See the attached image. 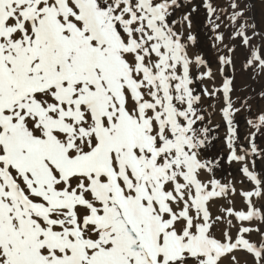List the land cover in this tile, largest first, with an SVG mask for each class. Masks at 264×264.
Instances as JSON below:
<instances>
[{"label": "snow or ice", "instance_id": "obj_1", "mask_svg": "<svg viewBox=\"0 0 264 264\" xmlns=\"http://www.w3.org/2000/svg\"><path fill=\"white\" fill-rule=\"evenodd\" d=\"M229 27L264 70V0H0V264H264Z\"/></svg>", "mask_w": 264, "mask_h": 264}, {"label": "rangeland", "instance_id": "obj_2", "mask_svg": "<svg viewBox=\"0 0 264 264\" xmlns=\"http://www.w3.org/2000/svg\"><path fill=\"white\" fill-rule=\"evenodd\" d=\"M221 2L226 3V0H221ZM228 11L230 12L231 9H228ZM228 29L225 44L232 43L236 47V51L233 54L235 60V70L233 73L235 91L233 93V99L235 100L239 97L240 102H243L246 98L251 97L252 100H255L258 98V93L264 91V70L255 67H245L246 56L249 50L246 49L238 39L229 41L228 33L231 32L232 29L230 27ZM253 43L259 45L261 42L259 40H254ZM221 48H223V45H221ZM231 71L230 69V72ZM237 106L239 107V104H237Z\"/></svg>", "mask_w": 264, "mask_h": 264}]
</instances>
